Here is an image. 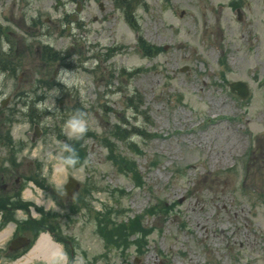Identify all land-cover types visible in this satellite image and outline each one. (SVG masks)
<instances>
[{"label":"rangeland","instance_id":"obj_1","mask_svg":"<svg viewBox=\"0 0 264 264\" xmlns=\"http://www.w3.org/2000/svg\"><path fill=\"white\" fill-rule=\"evenodd\" d=\"M76 1L80 26L61 18ZM56 2L0 0V57L16 72H0V101L11 98L0 104V123L9 127L2 135L16 147L29 143V100L33 123L46 127L16 156L0 145V157L44 164L47 187L32 183L25 204L31 210L40 200L64 226L71 214L85 253L75 251L74 264H264V0H139L133 27L112 0ZM137 33L159 53L142 56ZM45 42L54 60L35 45ZM60 68L74 71L79 86L60 84ZM233 80L246 82V99L230 92ZM76 110L89 121L87 155L69 169L61 146L73 140L63 125ZM115 124L130 132L133 149L119 140L104 146ZM68 176L96 211V231L93 212L68 210L75 202L63 195ZM108 211L145 228L125 250L108 247L98 232V212Z\"/></svg>","mask_w":264,"mask_h":264},{"label":"flooded vegetation","instance_id":"obj_2","mask_svg":"<svg viewBox=\"0 0 264 264\" xmlns=\"http://www.w3.org/2000/svg\"><path fill=\"white\" fill-rule=\"evenodd\" d=\"M39 34L42 35V31L38 30ZM44 36L49 35V31H45L43 33ZM36 46L39 44H35ZM0 72L2 71L6 76H11L12 72L14 71L12 68H10L7 65L4 64V59L0 57ZM8 101V100H6ZM10 109V108H9ZM10 111H13L10 110ZM2 146V144H1ZM45 169L41 165H37L35 160L31 158H13V159H6L2 156L0 157V198L4 201V205L2 209H0V220L3 216L10 218L8 220L9 223L12 224L11 232L7 235L8 241L4 242L1 246L0 250V257L9 259L12 257L19 249L21 248L20 241H15V244H12L10 240L16 236H25L26 241L24 243L26 244L24 247H27L33 238V231L32 229L26 230V224L23 222V220H28V217L30 214H24L23 217L17 216L15 213H17V209L23 211L21 208H14L16 205V194L18 189L23 186L24 183H29L32 181H39L40 177L44 175ZM74 196V195H72ZM78 214L75 213L73 217H76ZM73 215V214H72ZM55 219H58L57 215H54ZM31 217V216H30ZM71 217V215H70ZM52 219L51 217H48ZM47 218V219H48ZM51 228H54L55 231H59L61 227L57 228L53 226V224H48ZM34 226V225H30ZM73 226L70 227V230L72 231ZM71 231L69 232V235L71 234ZM63 234H65V231H62ZM77 240V238H75ZM79 246L77 241L71 242L69 247L71 248V255H73L74 251H79ZM79 257V256H77Z\"/></svg>","mask_w":264,"mask_h":264},{"label":"clouds","instance_id":"obj_3","mask_svg":"<svg viewBox=\"0 0 264 264\" xmlns=\"http://www.w3.org/2000/svg\"><path fill=\"white\" fill-rule=\"evenodd\" d=\"M29 14L35 17L37 13L36 11L32 10ZM56 79L66 88L78 87L80 84L77 74L74 71L65 68H60L57 71ZM37 107H48L49 109H51L52 106L38 104ZM88 131L89 121L87 118V114L81 110L74 111L70 116L67 117L63 125L64 135L69 140L82 139ZM61 151L68 153V155L65 157L66 164L71 165L76 162L77 154L75 149L71 147L70 143H64L61 146ZM48 264H69L67 254L64 253L63 250H60L59 253L50 255L48 258Z\"/></svg>","mask_w":264,"mask_h":264},{"label":"trees","instance_id":"obj_4","mask_svg":"<svg viewBox=\"0 0 264 264\" xmlns=\"http://www.w3.org/2000/svg\"><path fill=\"white\" fill-rule=\"evenodd\" d=\"M118 5L119 7H121L122 9H124V13H125V17L128 20L129 23L133 24L134 20H135V12L134 10L136 9L137 5L139 4V0H119L118 1ZM140 44L141 47L143 49V52L146 54H150V49L151 46L147 45L144 41L140 40ZM115 127H117L118 129H114L110 134H108L111 138H113V140H119V141H124L127 143V146L130 149H133V147H135V144L132 143L133 141L129 138V131L125 130V129H121L118 127V125H116ZM108 136V140L104 142V145L108 148V146H110L111 143H113V140L110 141V137ZM136 150V148H134ZM148 213V211H147ZM152 214V213H150ZM139 218V217H138ZM114 223V227H112L111 229V234L110 236L105 237L107 242L110 241V243L113 246L116 247H120L121 249H126L128 247L129 240H128V234H132V233H136L139 232L140 230L145 231V229L140 225V221L136 218V221H132V222H128V223H124V222H120V223ZM138 225V228L136 230L135 225ZM141 226V228H140ZM145 235V234H144Z\"/></svg>","mask_w":264,"mask_h":264},{"label":"bare ground","instance_id":"obj_5","mask_svg":"<svg viewBox=\"0 0 264 264\" xmlns=\"http://www.w3.org/2000/svg\"><path fill=\"white\" fill-rule=\"evenodd\" d=\"M40 202H41L40 200L38 199L36 200L37 204H39ZM4 234L5 232L0 233V240L2 239ZM58 252H59V247L55 244L50 243L46 235H41L37 239L34 246L27 253L24 262H29L32 258H41L43 260H48L50 255L56 254Z\"/></svg>","mask_w":264,"mask_h":264},{"label":"water","instance_id":"obj_6","mask_svg":"<svg viewBox=\"0 0 264 264\" xmlns=\"http://www.w3.org/2000/svg\"><path fill=\"white\" fill-rule=\"evenodd\" d=\"M229 87L231 90H236L237 94L241 98H244L246 96L247 89H246V85L244 82H233L229 84ZM71 147L75 149L76 154H77L76 162L74 164H71V166L78 165L83 161L84 156H85V152L82 149L81 139H75V141L71 144ZM67 155L68 153L64 152V157H66ZM69 185L70 186L73 185L72 179L69 180Z\"/></svg>","mask_w":264,"mask_h":264}]
</instances>
